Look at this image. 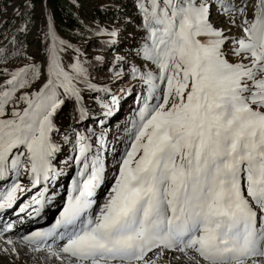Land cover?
Returning <instances> with one entry per match:
<instances>
[{
	"label": "snow or ice",
	"instance_id": "obj_1",
	"mask_svg": "<svg viewBox=\"0 0 264 264\" xmlns=\"http://www.w3.org/2000/svg\"><path fill=\"white\" fill-rule=\"evenodd\" d=\"M136 6L143 40L135 56L148 67L131 75L147 94L111 191L94 214L104 163L76 133L80 171L59 218L19 242L60 264H264V0ZM70 47L49 26L42 63L0 83V179L24 172L36 186L54 172L56 115L66 99L81 103L82 89H94L90 65L79 50L66 55ZM7 55L0 48V62ZM23 191L17 180L0 192V210ZM42 204L32 197L19 210L38 213ZM11 227L0 228V240Z\"/></svg>",
	"mask_w": 264,
	"mask_h": 264
},
{
	"label": "rangeland",
	"instance_id": "obj_2",
	"mask_svg": "<svg viewBox=\"0 0 264 264\" xmlns=\"http://www.w3.org/2000/svg\"><path fill=\"white\" fill-rule=\"evenodd\" d=\"M237 2H239V0H237ZM29 4L30 3L27 0H10L6 5L0 8V18L7 15L21 17L29 8ZM37 14L39 16L38 21L27 33L29 41L28 50L32 59L25 58L8 64L0 63V83H3L9 78L6 75L7 72H13L22 67V65L24 66L25 64H30L31 62L37 64L42 63L41 56L43 53V45L46 42V35L48 33L49 26H51L53 30V24L44 12L43 3L38 6ZM214 19L217 23L222 21V18L219 16H215ZM55 34L57 35V33ZM96 35L101 38L108 37L105 35H98L97 32ZM121 35L126 34L121 32ZM73 50H79L80 52V49L77 46H71L67 52H72ZM80 54L83 55L82 53ZM99 56L102 58L100 54ZM104 56L113 60L115 59V61L119 64L115 67L113 81L106 85H95L93 82L92 84L94 85V89H108L110 91H108L110 97L107 100L100 99V91L86 87L83 88L81 104L84 106L85 117L83 119L79 118V120H77L74 124L75 127H73V130H75L74 138L76 137V133H85L86 126H88V123L94 120L95 117L103 121L101 126L109 127V132L105 135L106 140L109 141L107 142V146L105 148L104 180L96 192V203L92 208L93 213L95 211H99V206L105 202L108 193L111 191V187L114 184V178L118 174L119 162L132 142L135 131L134 126L139 120L138 113L140 108L143 106V97L147 94L145 85H143L139 79L132 78L131 75L132 67L141 68L143 64V62L137 58L135 54L132 55L131 52H125L124 50H115L111 53L104 54ZM117 57H125L126 62L118 61ZM147 67V64H143L142 70ZM117 72H119L120 75H116ZM37 85H39V82H37ZM35 90L36 87L34 86L32 89L22 91ZM19 95H21V93H17V96ZM96 97L98 99H95ZM113 97H115V102L113 101ZM65 102H68V100ZM17 104L18 108H22L24 106L20 101H17ZM8 107L11 109L12 105L9 104ZM72 114L75 119L78 118L75 108L73 109ZM55 123L58 131L54 134V140H56V136L58 137L61 135L59 134L61 131L57 126L56 118ZM70 134L72 135V133ZM59 139L62 144L66 142L64 137ZM74 142L76 141L74 140ZM108 143L110 146H108ZM68 151L69 149L66 145H64V152L62 147L58 146V151L53 159L54 173H56L55 162H57L59 158H64L63 155L68 153ZM62 152L63 155H61ZM69 157L70 154L66 156L67 159ZM73 161L76 162L75 156ZM65 165L67 166L66 169H69L70 167L71 169L65 171L63 174H57V179L60 177H64L65 179L63 189L55 190V188H52L50 185L45 187L43 186V189H40L31 187L30 185L25 192L17 197L13 208L0 210V228H3L5 225H12L11 230L4 233V239L0 240V249H8L7 251L0 250V264H60L59 260L51 256L47 250L33 251L30 247L21 244L19 241L23 236L30 235L32 232L31 230L36 225H43L45 223L48 224L53 221L56 214L61 209L65 199L68 198L70 194V189H68V187L70 184H73V181L78 178V175L77 177L75 176L74 179L75 170L74 168L72 170L74 162L65 161ZM79 171L80 165L77 163L78 174ZM27 175V173H24V175L20 174L17 178L15 175L11 174L10 178L0 179V188L11 179L20 180L22 181L21 184L28 185V180H26ZM32 196L43 200L42 206L34 205L35 208L40 209L39 212H34L32 208H27L24 212H21L19 210L21 207L32 202ZM7 239H12L16 242L15 252L12 251V245L5 243Z\"/></svg>",
	"mask_w": 264,
	"mask_h": 264
},
{
	"label": "trees",
	"instance_id": "obj_3",
	"mask_svg": "<svg viewBox=\"0 0 264 264\" xmlns=\"http://www.w3.org/2000/svg\"><path fill=\"white\" fill-rule=\"evenodd\" d=\"M9 1L0 0V8ZM27 1L30 3L29 8L21 17L7 15L0 18V48L6 49L8 53L7 63H0L8 64L31 56L27 33L39 19L38 6L42 5L43 0ZM136 5L137 0H46L55 32L65 42L80 49L79 54H83L81 58L86 65H90V79L99 83H111L115 67L119 65L115 59L107 58L104 54L124 50L134 55L142 43L143 33ZM101 28L116 30L118 35L114 38H101L96 35ZM121 32L126 35H121ZM109 39L114 40L111 47L107 45ZM99 54L102 59L97 62L95 58L100 57ZM107 95V91H100L101 99H107ZM72 112L73 104L65 102L56 117L61 134L65 136L66 142L63 145L66 147L72 146L69 142L74 139L70 135L76 122ZM91 129L101 133L103 128L97 122H91L88 126V137L96 140L90 134Z\"/></svg>",
	"mask_w": 264,
	"mask_h": 264
},
{
	"label": "water",
	"instance_id": "obj_4",
	"mask_svg": "<svg viewBox=\"0 0 264 264\" xmlns=\"http://www.w3.org/2000/svg\"><path fill=\"white\" fill-rule=\"evenodd\" d=\"M43 8H44V12L47 14V17H49V10L46 6V0H43Z\"/></svg>",
	"mask_w": 264,
	"mask_h": 264
},
{
	"label": "bare ground",
	"instance_id": "obj_5",
	"mask_svg": "<svg viewBox=\"0 0 264 264\" xmlns=\"http://www.w3.org/2000/svg\"><path fill=\"white\" fill-rule=\"evenodd\" d=\"M54 31V30H53ZM27 227V226H26Z\"/></svg>",
	"mask_w": 264,
	"mask_h": 264
}]
</instances>
